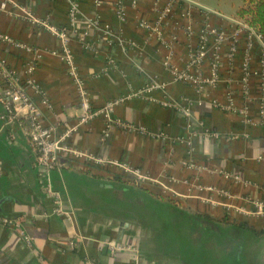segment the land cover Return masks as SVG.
Returning <instances> with one entry per match:
<instances>
[{
	"label": "crops",
	"instance_id": "crops-1",
	"mask_svg": "<svg viewBox=\"0 0 264 264\" xmlns=\"http://www.w3.org/2000/svg\"><path fill=\"white\" fill-rule=\"evenodd\" d=\"M156 1L77 0L79 33L70 46L92 107L101 110L118 102L111 117L133 127L112 129L108 137L102 118L80 125L76 86L55 54L60 41L43 25L31 23L68 27L69 0H9L7 10L0 11V35L35 49L28 53L0 41V59L8 68L22 71L38 57L39 92L29 93L43 124L54 129L56 138L76 127L66 145L106 162L63 156L64 166L50 173L51 188L71 215L66 219L54 213L44 173L20 126L0 118V264H264V216L251 214L256 201L264 202L262 48L250 40L238 16L213 15L180 0L162 21L160 38L139 27L158 21ZM119 4L125 20L117 15ZM96 22L108 25L117 39L96 27L86 37L87 27ZM208 26L225 32L226 40L217 43L207 36L206 59L189 67ZM237 29L235 54L229 58ZM87 43H95L98 51L86 49ZM216 58V86L198 92L176 81L174 71L209 78ZM151 85L159 88L148 92ZM165 102L188 107L190 117ZM181 137L192 138L193 153L174 143ZM116 163H128L150 180L137 183ZM190 163L196 166L189 168ZM5 220L17 221L31 244ZM238 224L262 232V238L233 237ZM113 244L124 250L111 252Z\"/></svg>",
	"mask_w": 264,
	"mask_h": 264
},
{
	"label": "built area",
	"instance_id": "built-area-1",
	"mask_svg": "<svg viewBox=\"0 0 264 264\" xmlns=\"http://www.w3.org/2000/svg\"><path fill=\"white\" fill-rule=\"evenodd\" d=\"M139 0H133V4L137 5ZM162 0H157L156 5L159 13L158 21L154 24L149 22H141L139 23V27L146 29L148 31H152L155 34H158L160 38H162L159 27L162 21L171 13L174 1L176 0H168L167 4L161 7L159 4ZM183 3L194 6L193 3L188 0H180ZM9 0H5L0 5V11H6ZM98 5L101 4L100 1H97ZM69 26L57 29L54 26L47 25L45 23H41L36 19H32L31 23L36 25H43L47 30H49L54 36H56L61 44V49L58 54L62 61L68 68V73L72 78L74 85L76 86L77 93L80 100V107L83 111V115L80 117L79 123L80 125H85L90 121L102 118L105 121V131L104 136L108 137L109 132L112 129L119 128L125 131L133 130L132 126L125 124L120 120H114L111 117V109L114 104H118L115 102L113 104L107 105L105 108L101 110H94L92 107L91 99L89 93L86 89L85 81L80 75L78 71V67L74 61V56L72 53V49L70 46L72 37L79 33L77 28V18L79 14V5L77 0H69ZM207 13L221 16V14L217 11L204 9ZM117 15L121 20H125L126 18V10L125 8L119 4L117 6ZM232 23L238 24L239 22L235 19L231 20ZM100 23H92L87 27V32H85V36H88V31L93 27L98 28L100 31L104 32V34L109 38L117 39L114 32L110 29L108 25L104 27H100ZM247 29L250 31V40L256 41L261 46V57L262 63H264V37L258 35L253 29H251L246 23L241 24V28ZM240 29V28H238ZM238 29L233 33L231 38V45L229 49V58H232L235 54V45L238 37ZM214 36L217 43L223 42L226 40L225 32L219 31L218 29L207 27L203 33L202 44L200 47L191 55V62L189 67H194L200 64L203 60L206 59L208 55V37ZM0 41L12 44L13 46L25 50L28 53H33L35 49H32L26 45H22L19 43H15L10 37L7 35H0ZM131 42V41H130ZM95 44V43H94ZM92 43H87L85 48L96 53L98 51L96 45ZM38 68V57L35 59L29 60L22 71H18L15 69L8 68L4 61L0 59V106L2 108V114L0 118L7 124L13 125L18 124L21 128L23 136L27 140L29 146L31 147L34 157H35V165L41 169L43 174V179L46 183L47 192L54 200V213L58 214L66 219H71V215L67 213L62 205L61 197L58 193H55L50 184V173L56 170L61 169L64 164L61 161L63 156H69L74 159L84 160L90 163L104 165L106 162L93 157L92 155H88L84 152L78 151L72 147L66 145L65 140L76 130V127L68 128L67 131L60 137L56 138L54 136V129L50 127H46L41 120V113L39 108L34 103L32 96L30 95V91L33 93L39 92V87L35 78V74ZM243 71L246 76L244 78V82H247L249 77V60L245 59L243 64ZM175 79L178 82L185 83L194 87L199 91H202L206 86H216L219 83V61L218 59H214L211 63L210 67V77L203 78L202 76H194L189 70L187 71H174ZM262 82L264 84V75L261 76ZM159 86L151 85L148 87L147 91L158 89ZM43 104L50 107L48 100L44 99L42 101ZM165 107H170L174 109L181 110L187 117H190V109L188 107H182L179 104L173 103H164ZM194 136V135H192ZM217 138L218 134H214ZM236 138V137H235ZM180 143L185 145L188 149V152L191 154L194 151L192 147V138L189 137H181L177 138L174 143ZM120 170L124 172V174L131 176L137 183H144L150 180V178L143 174L139 169L133 168L128 163H116L115 164ZM196 166L195 163L188 164L189 168H194ZM226 178H231L234 180H239L238 177H233L229 174H225ZM256 211H254L253 215L264 216V202L256 201L255 203ZM3 223L9 227H12L14 230H17L20 237L26 244H31V238L28 237L25 231L21 228L20 224L16 221L5 220ZM109 249L111 252H116L120 250H124V248L118 247L117 245H109Z\"/></svg>",
	"mask_w": 264,
	"mask_h": 264
},
{
	"label": "trees",
	"instance_id": "trees-1",
	"mask_svg": "<svg viewBox=\"0 0 264 264\" xmlns=\"http://www.w3.org/2000/svg\"><path fill=\"white\" fill-rule=\"evenodd\" d=\"M241 1H242V7L239 9L237 16L241 20H243L251 29H253L258 35L264 37V0H241ZM201 217L206 218L204 216ZM206 219L210 220L209 218ZM234 228L235 230H233L234 233H232L233 234L232 236L235 238H239V239L252 238L258 240L261 239L263 236L262 232H258L246 224L234 225Z\"/></svg>",
	"mask_w": 264,
	"mask_h": 264
},
{
	"label": "rangeland",
	"instance_id": "rangeland-1",
	"mask_svg": "<svg viewBox=\"0 0 264 264\" xmlns=\"http://www.w3.org/2000/svg\"><path fill=\"white\" fill-rule=\"evenodd\" d=\"M197 8L205 6L207 10H213L225 14L226 16H237L239 9L242 7L241 0H188ZM206 12V11H205Z\"/></svg>",
	"mask_w": 264,
	"mask_h": 264
}]
</instances>
